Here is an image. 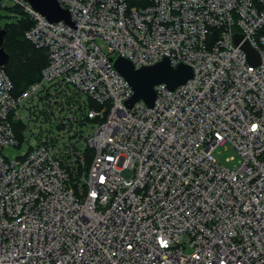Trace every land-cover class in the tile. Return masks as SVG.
<instances>
[{
	"label": "built area",
	"instance_id": "built-area-1",
	"mask_svg": "<svg viewBox=\"0 0 264 264\" xmlns=\"http://www.w3.org/2000/svg\"><path fill=\"white\" fill-rule=\"evenodd\" d=\"M8 1L48 63L0 66V264H264V0ZM117 55L194 73L129 107Z\"/></svg>",
	"mask_w": 264,
	"mask_h": 264
},
{
	"label": "water",
	"instance_id": "water-1",
	"mask_svg": "<svg viewBox=\"0 0 264 264\" xmlns=\"http://www.w3.org/2000/svg\"><path fill=\"white\" fill-rule=\"evenodd\" d=\"M34 9L41 13L51 22L65 21L67 24L74 26L70 12L63 8L58 0H28ZM6 29H0V66H5L9 61V54L3 44L6 35ZM242 35L235 36V42L240 43ZM242 47L248 52L252 64L259 63L256 51L245 41ZM114 68L129 82L133 88V95L127 101V105L132 107L138 101H145L152 106L156 99L155 86L165 83L170 89H175L185 83L193 76V68L184 62H180L174 67L168 57L162 61L141 68H136L131 60L117 55L111 57Z\"/></svg>",
	"mask_w": 264,
	"mask_h": 264
},
{
	"label": "trees",
	"instance_id": "trees-1",
	"mask_svg": "<svg viewBox=\"0 0 264 264\" xmlns=\"http://www.w3.org/2000/svg\"><path fill=\"white\" fill-rule=\"evenodd\" d=\"M8 8L20 16L15 23L0 26V29L5 28L7 31L3 46L9 54V61L5 70L16 91H21L39 79L41 71L48 63V53L46 49L36 47L25 37L32 20L19 7Z\"/></svg>",
	"mask_w": 264,
	"mask_h": 264
},
{
	"label": "rangeland",
	"instance_id": "rangeland-1",
	"mask_svg": "<svg viewBox=\"0 0 264 264\" xmlns=\"http://www.w3.org/2000/svg\"><path fill=\"white\" fill-rule=\"evenodd\" d=\"M4 5L10 6L11 2L8 0H0V26L5 25L6 23H15L19 18L18 15L13 14V12ZM24 149L25 148H22L21 150H15L13 153H18ZM218 155L230 166L237 165L238 163V159L236 158V152L230 146L220 148Z\"/></svg>",
	"mask_w": 264,
	"mask_h": 264
}]
</instances>
